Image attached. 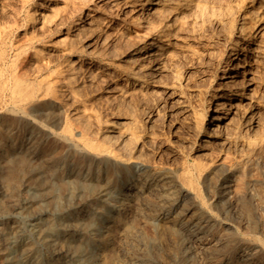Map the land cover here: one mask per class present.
<instances>
[{
  "label": "bare ground",
  "instance_id": "obj_1",
  "mask_svg": "<svg viewBox=\"0 0 264 264\" xmlns=\"http://www.w3.org/2000/svg\"><path fill=\"white\" fill-rule=\"evenodd\" d=\"M211 1L14 0L15 8H0V157H18L17 168L6 179L7 191H0V204L4 199L10 210H32L53 190L48 178L60 180L64 203L56 204L62 223H55L45 208L28 218L56 264L86 256L81 246L86 239L102 251L98 264H114L106 255L109 237L116 227L119 232L131 231L130 210L142 206L146 193L155 191L162 204L153 214L158 236L159 229H169L170 224L179 227L174 229L183 237L177 239L184 257L202 253L203 223L212 221L203 210L200 189L221 228L231 224L222 221L238 226L248 221V214H242L246 204L253 208L264 204V105L258 99L263 86L257 81V72L264 69V46L257 34L264 23L256 28L264 21V0H235L245 8L235 26L229 14L208 7ZM28 3L27 17L20 23L18 12ZM205 16L227 34V46L217 62L219 84L203 112L193 114L187 124L197 141L186 153L190 162L158 164L147 153L156 145L154 136L140 129L133 107L159 88L166 99L176 95L181 86L176 60L189 42L204 45L189 38L188 30L195 25L200 31ZM14 31L24 36L21 43L13 42ZM149 118L146 121L151 122ZM31 160L39 161V166L33 167ZM27 186L34 192L23 199L20 189ZM170 195L176 202L167 208ZM184 201L204 220L184 222L183 210L173 216L172 209ZM86 209L95 221V232H107V237L104 233L99 240L95 236L96 242L90 239L92 228L79 223L72 212ZM262 212L255 215L260 220ZM108 218L112 224L104 225ZM44 221L53 227L49 235ZM23 232L12 231L4 239L13 235L11 244L26 264L34 247L23 243ZM262 253L247 246L237 259L253 264ZM15 257L5 264H18Z\"/></svg>",
  "mask_w": 264,
  "mask_h": 264
},
{
  "label": "rangeland",
  "instance_id": "obj_2",
  "mask_svg": "<svg viewBox=\"0 0 264 264\" xmlns=\"http://www.w3.org/2000/svg\"><path fill=\"white\" fill-rule=\"evenodd\" d=\"M207 5L208 7L214 8L215 11H218L220 9L222 12L229 14L231 16V24L234 26L238 24L240 15L245 10V8L242 9L239 6H237L235 0H212L210 3H207ZM23 7L24 8L20 9L18 12V20L20 23H22L26 19L27 12L29 11L30 3L25 4ZM0 8H8V9L15 8L14 0H0ZM206 17L207 16L204 17V25L202 26V28H200V31H198L195 25H191V27L189 26V30H188L189 38L194 37L195 41H201L204 43V45H197L189 42L188 46H186L187 50L185 52H182L179 55L178 59L176 60L175 71L178 73L179 81L181 83V86L175 89L176 95L173 96V98L166 99L165 94L159 88L156 90L155 94H151V93L148 94L147 100L142 105H137L133 107L135 111V117L140 129L143 132H150L154 136L156 145L152 147H148L147 153L150 154L152 159L158 164L176 165L190 160V157L186 156V153L189 150V148L193 147L197 143V141L193 136H191L187 124L190 120V117L193 114L199 115L203 112V109L207 105L206 102L209 98V95L213 93L214 89H216L219 84L220 76L217 72V62L219 59H221L222 55L224 54V49L227 46V34L226 32L225 33L219 32L215 28L216 26H214L211 18L208 17L206 18ZM262 23H264V21H259L256 24V28L257 26L260 27ZM261 27L262 29L257 34V39L260 40L262 42L261 44L264 46V24H262ZM23 39H24L23 35L18 34L16 31L13 32L12 35L13 42L21 43ZM200 52H203L204 54H201ZM257 76H258L257 81L263 86L258 91V99L264 105V69H260L259 72H257ZM168 82H169L168 85H170L171 80H168ZM1 113L2 111L0 109V117L3 114ZM148 116L150 117L149 119L151 122L146 121ZM263 118H264V112H263ZM149 127L151 128L150 131L148 130ZM0 159H1L0 160V191L3 190L7 191L6 179L8 178L9 175L8 173H10V171H13L14 169L17 168L16 165L18 162V157L16 158L13 154H10L9 157L2 155ZM36 161L31 160L33 167L39 166V161L38 162ZM261 177L260 178L264 182L263 176ZM48 182L51 185H53L52 188L53 190H51L50 193L47 192V195H45L48 196V199L43 200L41 204L39 203L36 204V206L34 205L32 207V210L31 209L10 210L8 208V205L6 204V201L4 199L2 200L3 204H0V264L3 263L5 264V262L8 259L14 256H17L15 258L19 260L18 264H22L21 261L23 260V256H21V254L18 252L17 246L11 244L13 242L11 236L13 235H10L9 236L10 238H8V240L4 239L5 238L4 236H8V233L15 230H19L22 232L24 231L23 243L26 244L29 243L34 247V254L32 255L33 257L31 258L32 260H30V262L26 264H56L54 260L56 258L54 256L52 258V255L46 253V250L44 249L45 247L38 239L37 228L32 226L31 222L28 220L29 216L32 215V213L33 214L35 213V210L36 212H38V210L45 208V209H50V211L53 213L52 216H50V218H52L55 223H60V222L62 223L63 219L62 216L60 215L61 210L60 207L56 204V200L57 201L60 200L61 204L62 202L64 203V188L61 187L60 180L57 178H48ZM16 184L14 181L12 187L15 188ZM20 191H21L20 196L21 198L24 199L29 197L31 192H34V189L27 186V188L22 187ZM148 194L147 193L144 194L145 196L144 199L146 200L143 199V201H141L142 203L139 204L142 206H138V208L140 207L142 209L139 208L140 209L139 210L137 207H135L133 208V210L132 209L130 210L131 213H133L132 215L130 214L131 216L130 224L132 225V227L130 228L132 232L131 231L129 233H123L122 231L119 232L117 231L118 229L116 227L113 230L114 233L113 232H112L113 234L111 233V236L112 235L115 236L109 237V241L112 242H109L108 244L107 247L108 250H106L107 252L106 255L111 259L112 263L115 262L114 264H135V263L136 264H192V263L201 264L203 262L202 264L205 263L207 264L208 261V264H215V263L237 264L238 261L239 262L238 264H241V262L237 259V256L244 247L249 246L256 251H260L261 253L263 252L262 256L260 254L256 255V260H255L256 262L254 261L253 264H260V263L264 264V229H262V227L264 228V220H260L258 219L257 216H255L257 215L256 214L257 211L258 212L263 211L264 209L263 203L259 205V207L262 205L260 208L259 207L253 208L248 204H246L245 209H243L242 211V214L245 215L248 214L249 226L246 225L248 223L247 220L242 222V224L239 226L237 225V223L234 224L233 222L222 221L224 224L225 223L227 225H229L230 223L231 224H230V228L228 227L221 228L217 224L220 221L218 220L217 214L214 212V210L213 211L208 210L209 208L205 206L206 197L203 194L202 189H200V195H201L200 199H203L204 201V204L202 205L203 210L206 213H208V215L212 216V221L208 220V224L206 223V225L205 223H203L205 229L202 236L203 238L202 248L204 251L202 250V253L200 252L194 253L196 257L192 254L191 256H187L190 258H187L184 257L183 256L184 253H182L183 252L182 242L180 241V244L178 245L179 240L181 238H182L181 240H183V237H180L181 236L180 231L176 230L179 227L177 226L171 227L170 224L169 229H163V228L159 229V233L162 231L161 232L162 234L158 236L157 233L158 231H156L154 225L155 224L154 217L160 211V208H162V204L157 199L158 197L156 198L155 191L150 193L151 196L150 194L149 195ZM45 196L44 198H46ZM171 196L172 195H170L168 199L170 203L168 202L164 204V206H166L167 208L171 207V205L172 204L174 205L176 202L175 196L172 197ZM155 200L157 201L155 202ZM134 209L135 211L137 210L136 211L137 214H135L136 212H134ZM157 209L159 210L157 211ZM172 210L174 212V214L172 213L173 216H176L178 214L181 215L184 212L181 215L184 217L183 220L184 222L196 217L198 220L200 217L199 215L200 213L195 209H193L190 202H185V201L178 202V205H176V207ZM72 212H73V216H76V218L80 220L79 223H87L89 227L92 228V230L89 231V234H91L90 236H92V238L88 236L90 239H93L96 242V240L100 236L102 238L106 234L105 237H107L108 235L107 232H99V233L95 232V230L93 229L96 226L94 223L95 221L92 220L93 216L90 214V212H88L87 209L85 211L73 210ZM154 213L155 215L153 216ZM203 217L204 216L200 217L202 218V221L204 220ZM108 219L109 220L104 221V225L112 224L111 221L112 219L111 218ZM258 220L260 221V223ZM150 221L152 222L151 224L149 223ZM214 221H216L217 223H215ZM133 222H134V226H133ZM46 223L47 222L44 221V228L45 230H48L46 232H48L49 235L51 234L49 232L53 227H51L48 223L47 224ZM244 225L245 228H242L244 227ZM170 228L173 230L172 233H170L172 231L170 230ZM250 229L252 230V232ZM253 230L254 232L257 230L259 233L257 231H256L257 233L256 232L254 233ZM138 231H140L139 235H138ZM223 233H225L226 236L225 234L222 235ZM174 234L175 236H173ZM261 234L263 235V237ZM155 235L157 236V238ZM216 235L217 236L219 235V237H217ZM95 236L97 239L95 238ZM255 236L259 238H256ZM91 241L92 240L88 241L86 239V241H84L81 244V246L83 245L82 246L83 251L86 252L87 254L86 256H79V259L78 257H76L73 260L61 258L62 260H60V262L62 261L63 264H77V263L98 264L100 262L98 261L100 259L99 256H101L102 251L101 249L97 248L95 243L92 244L93 242ZM259 241L261 244L257 243ZM90 244H92L93 246L92 245L90 246ZM258 245L261 246L259 247ZM258 248L259 249L261 248V250H259ZM98 249L100 252L98 251ZM205 249L206 250L208 249L207 252L205 251ZM95 250L97 251V253ZM205 253H207L208 255ZM197 254H199V256L201 257L203 255L204 256L200 259ZM194 257L196 263L194 262ZM204 257H206L205 258L206 261L205 259H203ZM259 258L263 260H260ZM208 259L210 260V262ZM249 264H252V262H250Z\"/></svg>",
  "mask_w": 264,
  "mask_h": 264
}]
</instances>
